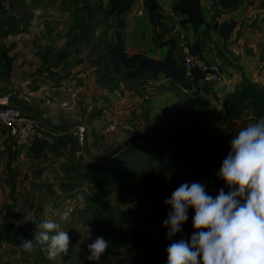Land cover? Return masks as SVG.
Wrapping results in <instances>:
<instances>
[{
	"label": "rangeland",
	"instance_id": "obj_1",
	"mask_svg": "<svg viewBox=\"0 0 264 264\" xmlns=\"http://www.w3.org/2000/svg\"><path fill=\"white\" fill-rule=\"evenodd\" d=\"M52 5L58 9L53 10ZM168 5L171 9L173 4ZM202 6L205 23L200 32L202 42L209 44L199 49L215 52L220 79L200 80L188 90L164 75L129 79L104 64L93 65L98 60L96 53L90 54V37L98 30L85 34L78 44L67 37L74 21L86 15L81 0H0V36L5 38L0 49L26 56L27 80L37 89L39 113L35 115L46 133L68 140L57 162L59 171L54 174L51 166H46L40 185L33 186L40 200L39 213L16 224L3 218L0 207V264H74L76 253L82 251L85 259L88 244L98 236L110 241L99 264H116L122 251L130 247L148 255L147 260L132 264H166L165 249L172 242L162 227L166 217L150 221L144 228L131 219L164 205L185 182H201L213 196L222 187L228 190L216 172L229 151V141L261 117L256 106L236 91L246 82L264 93V0H243L232 10H222L215 0H201ZM43 18L53 21L49 30L54 27L61 35L58 41H41ZM97 19L116 21L101 14ZM224 21L237 23L227 41L213 27ZM198 33L193 29L191 38L199 47ZM174 51L179 53L178 47ZM78 126L85 127L82 138L75 134ZM138 135L179 138L166 147L150 142L144 145L141 140L131 143ZM188 137L204 143H193ZM63 213L68 214V222L59 220ZM192 215L189 209L182 233L173 240L190 237ZM49 219L61 223L69 233L68 262L60 255L50 259L47 250L40 252V246L32 253L17 247L18 237L32 239L39 224ZM140 233L145 237H139Z\"/></svg>",
	"mask_w": 264,
	"mask_h": 264
},
{
	"label": "clouds",
	"instance_id": "obj_2",
	"mask_svg": "<svg viewBox=\"0 0 264 264\" xmlns=\"http://www.w3.org/2000/svg\"><path fill=\"white\" fill-rule=\"evenodd\" d=\"M216 176L224 182L213 196L201 182H185L163 203L168 211L162 222L172 241L165 249L166 264H264V117L232 135L229 151ZM192 210V233L188 239L173 240L182 233ZM68 222L69 216H59ZM32 239L18 237L17 246L32 253L43 246L50 259L67 254L70 236L56 220L39 224ZM110 241L102 236L88 244L85 260L99 264Z\"/></svg>",
	"mask_w": 264,
	"mask_h": 264
},
{
	"label": "trees",
	"instance_id": "obj_3",
	"mask_svg": "<svg viewBox=\"0 0 264 264\" xmlns=\"http://www.w3.org/2000/svg\"><path fill=\"white\" fill-rule=\"evenodd\" d=\"M132 2V0H101V3L94 1L90 3L87 0H81V10L84 11L86 15L79 16V20H76V22L74 21V24L72 25L73 42L78 44L85 34L90 36L95 34L98 30L96 36L90 37V54L96 53V58L98 60V62H94L93 65L99 67L101 64H104L105 67L109 66L114 72L118 74L122 73L129 79H156L160 75H164L170 82L179 84L183 89L192 90L193 85L199 83L203 76L197 70H194L192 79L186 77L181 63L173 56L176 47L173 39L170 38L165 41V44H169V49L165 57L162 59L150 58L142 53L129 54L125 51L124 40L122 37L124 26L122 16L131 10ZM215 3L222 10H232L238 8L243 3V0H215ZM145 8L150 21L154 27L158 29V36L163 37L171 32V27L163 22L164 16L159 11V6L156 1L146 0ZM171 9L184 16V19L181 21L182 24L193 29H196L205 23L201 8V0H175ZM100 14L101 16H104L105 19L113 18L116 21L113 22L110 20L107 23L102 20L99 21L97 18ZM236 25L237 23L235 21H225L222 23L215 22L213 27L220 33L223 40L227 41ZM193 49L199 51V47L196 44ZM236 94L249 99L256 106L260 116L264 117V93L257 91L246 82H241ZM232 98L233 97L230 99ZM178 138L179 137L161 135L149 139L144 135H138L132 137L130 140L131 143H136L141 140L144 142V145L147 144L146 142H150V145L166 147L170 142L174 144ZM188 138L193 143H204L194 137ZM67 144L68 140L66 137L60 136L54 138L50 133H46L45 137H37L33 140L28 146V153L41 154L48 151L56 156H61L63 154L62 149L66 148ZM126 145L127 143L123 145V148ZM203 149L205 150L204 147ZM99 181H101V178H99ZM93 198L97 201L101 200V197ZM167 210V206L160 204L153 209H147L144 213L133 217L131 220L134 225L144 228L150 221L154 222L160 217L165 218ZM139 237H145V235L140 233ZM60 256L65 262H68L71 259L70 252L67 254H61ZM76 256L77 262L74 264H94L84 259L82 251H78ZM147 259L148 255L144 251L136 247H130L122 251V257L116 259V264H132Z\"/></svg>",
	"mask_w": 264,
	"mask_h": 264
},
{
	"label": "crops",
	"instance_id": "obj_4",
	"mask_svg": "<svg viewBox=\"0 0 264 264\" xmlns=\"http://www.w3.org/2000/svg\"><path fill=\"white\" fill-rule=\"evenodd\" d=\"M132 1L131 10L122 16L124 23L122 37L125 51L129 54L142 53L154 59L164 58L169 49V44H165V41L171 38L170 33L163 37L154 33V27L150 22L147 10L144 11L142 16H138L136 13L144 4L140 3L138 0ZM174 3L175 0H161L162 7L165 9L169 6L168 4L172 5ZM54 6L55 7L52 5L53 10L58 9V5ZM56 14L57 11L52 14V18H54ZM180 19H184V16L181 14ZM163 22L166 25L168 23V21L167 23L165 21ZM53 24V21L47 22L44 18L43 21L40 20L41 41L54 42L59 40L58 38L61 35L56 34L57 31H53L54 27L51 31L49 30ZM202 26L203 25L197 28L201 40L199 45L201 50L203 46L207 44L206 41L202 42V40H204L200 32L203 30ZM187 27L190 34H188V38L192 42H195L191 38L193 28ZM68 29H70V27H68ZM233 33L234 31L231 35ZM67 34V37L73 39L72 28L71 31L67 30ZM156 38H160V40L156 41ZM2 41H5V38L0 36V47ZM159 42H161L160 45H158ZM200 49L199 51L206 59L217 57L214 51L202 52ZM20 54L21 53L17 51L0 49V97H7V102L9 104L17 106L24 112L36 116L35 114L39 113L37 89L32 88V86H30V81L27 80L29 72L27 73L26 70L29 65H27V62H24L26 56ZM178 55L176 51L173 52V56L177 60H179ZM63 150L64 149H62V151ZM62 155L56 156L48 151L41 154H30L28 153V147H16L11 141L7 130L0 124V207L3 208L1 210L3 218H10L12 222L16 221V224H18L17 221H19V223H22V221L25 223L26 218L29 219L32 214L34 215L40 212V200L33 190V186L40 185L41 177L43 178L45 174L44 170L48 169L46 166H51L49 169L53 170L54 174L55 171H59L57 162ZM26 192H29L30 195L27 196ZM22 193L23 195H21ZM8 211H10V213ZM44 250H46V248L40 246V252L43 253Z\"/></svg>",
	"mask_w": 264,
	"mask_h": 264
},
{
	"label": "built area",
	"instance_id": "obj_5",
	"mask_svg": "<svg viewBox=\"0 0 264 264\" xmlns=\"http://www.w3.org/2000/svg\"><path fill=\"white\" fill-rule=\"evenodd\" d=\"M144 6L137 10L138 16L144 14L145 1L138 0ZM156 1L159 11L164 16L163 21L171 27V39H173L179 50V62L181 63L186 77L193 78L194 70L201 73L202 81L216 82L220 79V63L217 58L206 59L199 51L193 49L194 43L188 38L187 26L182 24L180 13L172 9L163 10L161 0ZM0 124L4 127L13 142L18 148H27L37 137H45L46 129L40 124L38 118L34 115L24 112L21 108L13 106L7 102V97H0ZM84 126H78L75 134L83 137Z\"/></svg>",
	"mask_w": 264,
	"mask_h": 264
}]
</instances>
